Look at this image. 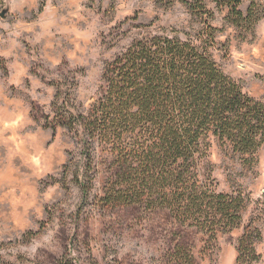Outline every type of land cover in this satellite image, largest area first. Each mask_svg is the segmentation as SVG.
I'll use <instances>...</instances> for the list:
<instances>
[{
	"label": "rangeland",
	"instance_id": "374dc122",
	"mask_svg": "<svg viewBox=\"0 0 264 264\" xmlns=\"http://www.w3.org/2000/svg\"><path fill=\"white\" fill-rule=\"evenodd\" d=\"M257 1L264 11V0ZM204 4L212 20L153 0H0V14L8 9L0 18V264H58L65 257L81 264H168L178 241L191 247L196 264H237L243 227L264 194V146L248 166L211 140L217 192L242 191L250 200L242 226L212 241L167 212L101 205L107 163L99 164L90 201L83 202L75 183L80 151L67 129L55 132L57 89L86 111L100 94L105 64L147 32L196 39L203 17L219 30L210 49L216 65L264 103V18L250 35L229 24L226 8ZM248 6L241 0L238 10L245 15ZM256 225L262 234L256 264H264V221Z\"/></svg>",
	"mask_w": 264,
	"mask_h": 264
},
{
	"label": "trees",
	"instance_id": "16d2710c",
	"mask_svg": "<svg viewBox=\"0 0 264 264\" xmlns=\"http://www.w3.org/2000/svg\"><path fill=\"white\" fill-rule=\"evenodd\" d=\"M153 2L165 8L180 3L193 14L213 18L204 0ZM211 2L227 9L229 24L250 35L264 18L257 0H249L245 15L238 10L241 0ZM209 19L202 18L205 30L196 39H182L176 32L144 33L105 64L100 94L86 111L57 89L55 132L67 129L80 151L75 183L83 202L90 201L99 164L107 163L110 182L99 200L105 207L167 212L180 227L212 241L242 226L250 200L242 191L217 192L209 151L215 139L241 155L245 165L257 164L264 146V103L245 94L216 65L210 49L219 30L209 26ZM252 214L238 240L237 264L261 259L256 246L262 234L256 224L264 221V194ZM175 244L168 264H196L189 245ZM58 264L81 261L65 257Z\"/></svg>",
	"mask_w": 264,
	"mask_h": 264
},
{
	"label": "water",
	"instance_id": "95a60500",
	"mask_svg": "<svg viewBox=\"0 0 264 264\" xmlns=\"http://www.w3.org/2000/svg\"><path fill=\"white\" fill-rule=\"evenodd\" d=\"M7 13H8V9L3 10L0 14V18H4Z\"/></svg>",
	"mask_w": 264,
	"mask_h": 264
}]
</instances>
